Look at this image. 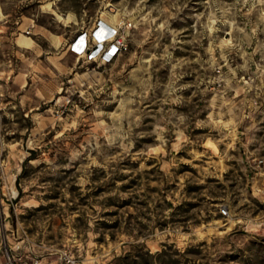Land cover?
Masks as SVG:
<instances>
[{
    "label": "rangeland",
    "instance_id": "rangeland-1",
    "mask_svg": "<svg viewBox=\"0 0 264 264\" xmlns=\"http://www.w3.org/2000/svg\"><path fill=\"white\" fill-rule=\"evenodd\" d=\"M0 264H264V0H0Z\"/></svg>",
    "mask_w": 264,
    "mask_h": 264
},
{
    "label": "built area",
    "instance_id": "built-area-1",
    "mask_svg": "<svg viewBox=\"0 0 264 264\" xmlns=\"http://www.w3.org/2000/svg\"><path fill=\"white\" fill-rule=\"evenodd\" d=\"M125 47L118 28L98 21L92 31L81 32L74 39L69 45V51L78 58L100 59L104 63H110ZM220 213L225 216L227 211L222 208Z\"/></svg>",
    "mask_w": 264,
    "mask_h": 264
},
{
    "label": "bare ground",
    "instance_id": "bare-ground-1",
    "mask_svg": "<svg viewBox=\"0 0 264 264\" xmlns=\"http://www.w3.org/2000/svg\"><path fill=\"white\" fill-rule=\"evenodd\" d=\"M59 19H61L60 17H59ZM105 19H107V18H105ZM117 21H118V15H114V16H112V17H109L107 20H106V22L107 23H109V25H112V26H115V24L117 23ZM107 25V24H106ZM108 25V26H109ZM21 43L22 44H29L30 43V40L27 38V37H22L21 38ZM234 222V221H233ZM233 224H232V221L230 220V224H228L227 226H229L228 228H230L231 226H232ZM235 225V224H234Z\"/></svg>",
    "mask_w": 264,
    "mask_h": 264
},
{
    "label": "crops",
    "instance_id": "crops-1",
    "mask_svg": "<svg viewBox=\"0 0 264 264\" xmlns=\"http://www.w3.org/2000/svg\"><path fill=\"white\" fill-rule=\"evenodd\" d=\"M26 32H28V31H26ZM29 39V38H28ZM30 40V39H29ZM30 44V43H29ZM26 45H28V44H26Z\"/></svg>",
    "mask_w": 264,
    "mask_h": 264
}]
</instances>
